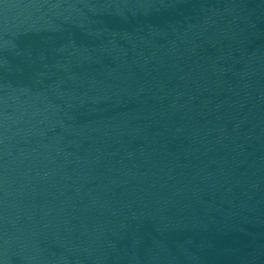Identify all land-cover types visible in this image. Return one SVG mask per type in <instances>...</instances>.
I'll return each mask as SVG.
<instances>
[{"label":"water","instance_id":"1","mask_svg":"<svg viewBox=\"0 0 264 264\" xmlns=\"http://www.w3.org/2000/svg\"><path fill=\"white\" fill-rule=\"evenodd\" d=\"M0 264H264V0H0Z\"/></svg>","mask_w":264,"mask_h":264}]
</instances>
